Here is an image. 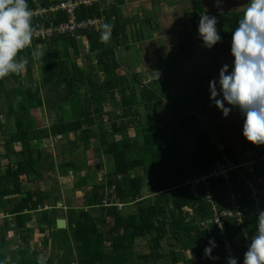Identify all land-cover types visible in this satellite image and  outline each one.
Returning <instances> with one entry per match:
<instances>
[{
    "label": "trees",
    "instance_id": "1",
    "mask_svg": "<svg viewBox=\"0 0 264 264\" xmlns=\"http://www.w3.org/2000/svg\"><path fill=\"white\" fill-rule=\"evenodd\" d=\"M102 2L105 7L101 13L98 7H91L82 9L78 15L102 14L105 23L112 25L107 41L101 39L102 27L82 33L80 40L88 44V51L83 56L80 40L60 37L47 42L33 41L18 53L17 58L27 55L26 69L0 78V133L5 129L1 123L2 115L9 114L13 124L12 132L4 133V152L0 155L7 160L6 167L0 171V212L11 205L13 208L6 214L14 218V227L7 225L5 230L0 226V232L5 235L7 230L15 231L14 235L24 244L20 250L11 251L6 250L5 241L0 243V247L6 250H0V262L38 264L36 251L28 245L29 234L33 231L26 227L30 213L45 203H56L60 195L54 189L24 190L22 183L25 178L28 183L43 181L42 171L37 166L44 151L37 142L60 136L68 142L69 159L60 162L58 169L62 174L65 171L73 172L74 176L77 174L72 191L84 189V193L80 209L66 206V215L63 213L67 218L66 229H56L57 211L39 213L36 225L41 226L38 229L41 244L48 247L50 242L62 253L56 261L49 256L46 264H227L220 238L200 227L201 222L211 215V203L206 201L204 193H212L213 203L223 208L231 191L241 192L242 201L249 208L245 219L246 234L253 236L258 216L248 202L244 181L230 175L227 181L220 177L209 178L206 181L208 188L200 185L195 192L189 186H183L185 180L208 173L216 160H222L221 154L216 151L210 134L200 125L196 113L190 110L189 98L182 97L184 100L171 108L165 119V115L160 114L161 102L167 101V105L170 102L161 92L159 81L144 84L133 72L130 77L119 72L123 65L117 57V50L129 48L127 26L131 22L122 17L120 7L123 0ZM46 4L39 0L28 1L30 9ZM191 4V23L193 29L198 30L203 8L199 0H191ZM243 13L225 11L219 17L220 48L233 60L230 51L232 34ZM188 49L183 43L179 50L187 52ZM78 60L83 63L82 67ZM34 68L38 71V80L32 74ZM207 78L203 76L197 80V89ZM106 104L112 111L118 107L119 114L107 113ZM43 106L49 113L58 108L57 121L48 127L35 128L32 110ZM167 120L172 123L170 129H178L179 134H167ZM130 129L134 130L133 137L128 135ZM71 135L73 140H68ZM186 141L194 143L189 152L183 148ZM14 144H19L18 152L13 149ZM91 144L95 147H89ZM224 147L226 156L236 161L243 150L258 146L246 143L240 151L228 145ZM90 149L94 152V162L88 163L90 159L82 158L80 166L77 165L76 159ZM104 159L108 160V168L104 182L99 185L95 182L97 167L93 163L96 161L102 168ZM148 185L152 192L150 197L143 192ZM106 188L109 189L106 193L108 201L123 204L120 210L100 206ZM262 199L261 208L264 210ZM84 207L88 209L84 210ZM45 230L49 237L43 236ZM158 232H161L160 236L153 237ZM209 237L214 238L217 247L206 256L204 249L209 245L203 247V244L209 242ZM241 237H234V246L239 254L238 260L243 264ZM141 239L146 240L148 253H135L136 241ZM13 252L17 254V261L9 254Z\"/></svg>",
    "mask_w": 264,
    "mask_h": 264
},
{
    "label": "crops",
    "instance_id": "2",
    "mask_svg": "<svg viewBox=\"0 0 264 264\" xmlns=\"http://www.w3.org/2000/svg\"><path fill=\"white\" fill-rule=\"evenodd\" d=\"M110 1L112 2V0ZM199 1L203 8V14L214 15L217 17V29L220 34V14L225 12L224 9H229L230 12L238 11V9L235 10V0ZM177 2L180 4L179 0H123V4L120 7L122 17L131 23L127 26L129 48L126 50L124 48H118L117 50V52L123 50V60L120 61L123 67L120 70H125L127 68L124 66V60L127 54L130 53L131 48H139L137 54L140 57L138 60V66L136 68L134 67V73L143 77L141 79L144 84L154 81L155 79L150 80L149 78L153 77V72L160 71L161 78L158 79V85L167 86V84H169L172 93L171 97L182 95V97H186L187 99V96H190L191 109L196 113L200 125L210 134V139L216 144H226L225 146L228 145L231 148L240 151L241 149H244V145L248 143L242 135V127L244 123L242 114L238 109H233L227 117H224L222 112L218 110L210 100L209 90L210 82L212 80H218L219 72L225 64L229 65V71L232 70L231 65L234 60L229 54L222 52L220 48L222 39L210 49L204 46L199 38L198 30L193 29L191 23L192 13L190 12V9L180 7ZM187 2L191 3V0H187ZM231 5H233V8H230ZM137 20H141L145 22V24H148L150 26L149 28L154 32L149 36H145L141 33L138 34L141 27L139 28L138 25L133 24L134 21L138 23ZM183 43H186L189 47L187 52L179 50ZM139 73H141V75ZM203 76L208 77L207 81L204 82L205 84L203 86L197 89L195 84L197 83V80L202 79ZM198 91L200 93H198ZM162 103L161 107H163L166 112L169 111L166 108L168 104L167 101H162ZM202 107H205V109ZM202 118L205 119V122L202 121ZM208 122L214 124L211 125L213 128L206 125ZM216 137H219L222 141L218 143ZM258 147L264 152V145H259ZM53 158L55 161V157ZM92 161L88 160L89 163ZM47 174L51 175V173ZM57 174V177H53L56 181V185H61L59 179L63 182L68 180L67 177L62 178L64 174L61 172H58ZM74 179L75 178H73V181ZM66 183L67 185H64L66 186L64 187V191L70 187L73 188L72 184H70L71 186L68 185V183H70L69 181ZM254 183L258 191L261 193L262 198H264V178L262 176L258 177ZM36 186L39 190L48 191L40 187L37 182ZM83 193L84 190L74 191L73 194H75V199L73 201L62 194L60 202L64 206L70 205L75 208L80 207ZM35 215L36 213L30 214L31 222L30 225L27 224L26 227L29 228L32 226L31 228H33V230L38 231V228H36ZM11 218L8 220L9 222L6 221L8 227L14 226L10 225L13 224ZM59 219L65 221L64 229H66L67 218L63 215L62 211H58L56 220ZM8 233V231L5 232V237H7ZM2 234L4 235V232ZM251 237L252 236L249 235L241 237V253L245 254L247 251L248 245L251 242ZM37 238H39L40 245H42L41 237L38 236ZM4 241L6 242V240ZM47 246L48 248L50 247V242ZM31 248L36 251V255L41 251L38 250V245L35 248H33L32 245V247L30 246V249Z\"/></svg>",
    "mask_w": 264,
    "mask_h": 264
},
{
    "label": "clouds",
    "instance_id": "3",
    "mask_svg": "<svg viewBox=\"0 0 264 264\" xmlns=\"http://www.w3.org/2000/svg\"><path fill=\"white\" fill-rule=\"evenodd\" d=\"M217 23L214 15L202 14L200 17L198 35L206 48H212L221 40ZM102 28L101 39L107 41L112 25L104 23ZM32 37V10L28 7V0H0V78L26 69L29 63L27 55L17 57L32 43ZM230 51L234 57L232 70L229 71V65L225 64L218 80L210 82V100L224 117L238 109L244 118L242 135L245 140L252 145H264V0H247L244 13L233 31ZM36 58H39L38 54ZM104 198L108 201L107 196ZM59 202L45 203L38 207L48 205L53 208L38 210L37 207L36 212L30 214L52 210L57 211V215L58 211L65 213L68 208L63 204L65 210L54 208ZM11 217L5 213L0 219ZM5 236L0 233V237ZM208 245L204 249L206 256H210L216 247L214 238ZM38 264H46V260L40 257ZM227 264H238V260L230 257ZM243 264H264V210L259 212L256 231L244 254Z\"/></svg>",
    "mask_w": 264,
    "mask_h": 264
},
{
    "label": "built area",
    "instance_id": "4",
    "mask_svg": "<svg viewBox=\"0 0 264 264\" xmlns=\"http://www.w3.org/2000/svg\"><path fill=\"white\" fill-rule=\"evenodd\" d=\"M29 1V0H28ZM40 3H47L45 6L32 8V26L33 41H50L54 38H70L80 40L82 33L97 31L105 23V17L85 16L79 17L82 9L98 7L100 13L105 7L102 0H39ZM82 41V40H80ZM83 43V41H82ZM32 45V43L30 44ZM83 49L87 53L88 44L83 43ZM216 151L221 154L222 160H216L213 168L208 173H203L198 177L185 180L183 186L191 188L193 192L197 186L208 188L207 180L209 178H222L228 180L230 175L236 176L238 181H244L248 192V202L256 216L262 210V195L255 186V180L264 175V152L259 148L245 149L237 156L236 161L229 159L224 152V145L216 144L211 140ZM246 175V176H245ZM207 202L211 203V215L201 222V228H205L207 233L211 231L220 238V247L224 251L225 263L230 257L237 258L238 252L234 246V237L236 235L246 236L245 219L249 214V208L243 203L241 192L231 191L226 198L223 208L213 203L214 195L209 191L204 193ZM101 207H116L121 209L123 204L117 201H107L104 198L100 204ZM53 207L44 205L38 207V210H51ZM54 208L65 210L62 203H57ZM191 214V210H188ZM208 239H211L209 237ZM208 243L203 244V247ZM217 247V245H216ZM241 261L238 260V264Z\"/></svg>",
    "mask_w": 264,
    "mask_h": 264
},
{
    "label": "rangeland",
    "instance_id": "5",
    "mask_svg": "<svg viewBox=\"0 0 264 264\" xmlns=\"http://www.w3.org/2000/svg\"><path fill=\"white\" fill-rule=\"evenodd\" d=\"M179 2H180V4L178 2L177 3H178V5L180 7H182V8H189L190 9V12L192 13V9H191L192 8V4L190 2L188 3L187 0H179ZM235 2H236V6H235L236 8H235V10L238 9V11H236V12H241V11H244L245 10L247 0H235ZM208 3H210V2H208ZM230 8H233V5H231ZM224 10L225 11H229V9H224ZM137 21H138V23H136V21H134L133 24L138 25L139 28L141 27L139 29V31H138V34L141 33V34H143L145 36H149V35H151L154 32V31H152L149 28L150 26L148 24H145V22H143L141 20H137ZM185 25H186V23H185ZM138 50H139V48H137V47H132L131 48L130 53L127 54V56L125 57V60H124V62H125V65L124 66H126L127 68L125 70H119V72L121 74L126 73V75H129V77H130L131 73L132 72L134 73V67L136 68L138 66V60H139V57H140L137 54V51ZM80 53H81V56H83L86 53L84 51L83 47L80 48ZM122 55H123V50L117 52V57H118L119 61L123 60ZM77 63H78V65L80 67L83 66V63L81 62V60H78ZM32 74L34 76V79H36V80L39 79L38 71L36 70V68H34L32 70ZM139 74L141 75V73H139ZM141 78H143V77L141 76ZM167 86L166 85L165 86L162 85L160 87V90L163 93V95H165L168 98L167 99L168 102H170V104L167 105V107H166L167 110H169V112H170L171 111V108H173L176 104H179L182 99L184 100V98H182V95L175 96V97L174 96L171 97V94L172 93H171V89L169 87V84H167ZM189 97L190 96H187V98H189ZM118 99H119V97L116 96V100H118ZM161 104H163V103L161 102ZM202 108L205 109V107H202ZM105 109H106V112L107 113H111V115H113V116L115 115V113L116 114H119V110H120L118 107H116L115 109H113L115 111L110 110L111 107L109 106V104H106L105 105ZM190 110H191V108H190ZM57 112H58V108H56L55 111H52V113H49L46 110V106H43L41 109L32 110L35 128L36 127H44V126L45 127H48L53 122H56L57 121V117H56ZM169 112L168 111L166 112V110H164L163 107L160 110V114L162 116L163 115H167L168 116ZM128 115H129L128 117H130V113ZM167 116H164V118L166 119ZM105 119H107V117H105ZM107 121H108V119H107ZM202 121L205 122V119L202 118ZM2 122H3L4 128H5L4 129V133L5 134H8V133L12 132V130H13V124H12V118L9 116V114L7 116L6 115H2L1 116V123ZM107 124H109V123H107ZM171 124L172 123L170 121H168V120L165 121L166 127L169 128V130L167 131V134L169 136H171V134L173 132L175 134H179L178 129H175V130L172 129L173 131L170 129V126H172ZM173 125L176 126V124H173ZM206 125L208 127L213 128V126H211V125H214V124L208 122V123H206ZM207 126H205V127H207ZM4 133L3 132L0 133V145H1L0 155L4 152L3 151V145H2L3 144V140H4L3 138H5L4 137V135H5ZM128 135L130 137H133L134 136V130L133 129H130L128 131ZM216 138H217V142L218 143L222 141L219 137H216ZM68 140H73V136L72 135L69 136L68 137ZM67 143H68L67 140L64 137L61 138L60 136H57L56 138H50L49 140H42V141L37 142V144H39L40 148L44 151V154L48 152L49 154H52L53 157H55V169H56V166L57 165H58V168H59L60 162L66 161V159H69V149H68ZM91 145L92 146H89V147H95L94 144H91ZM193 147H194L193 141H186V142L183 143V148L186 150V152L191 151L193 149ZM13 149L16 152H18L20 150L19 144H14L13 145ZM62 151H64V153ZM82 158L83 159L84 158H87V159H90L91 158L90 160L91 161L93 160V162H94L95 158H94V152H93V150L92 149L87 150L83 156L81 155L80 158L76 159L77 160L76 161L77 162V165L79 164V166H80L81 161H82ZM106 162H108V160L107 159H104V161L102 162V165H103L102 168L97 164L96 161H95V163H93L97 167V171L94 174V176H95V182L97 184H99V185L104 182L105 170L108 168V165H107ZM12 164H13V161H12ZM6 165H7V160L6 159H2L0 157V171H3L4 168L6 167ZM59 172H61V171L59 170ZM83 174H85V172H82V175ZM41 175L43 176V181H41V182L38 183V185H40V187H42V188H44L46 190H51V191L54 189V190L57 191L55 193L57 195H60V197L62 196V194H64L67 198L71 199L72 201L75 199V194H73L74 193L72 191L73 188L70 187L71 186L70 184H72V186L74 185V181H76L77 179L75 178L74 181H73V178L75 176H77V174L74 176V173L73 172L70 174L68 171H65V173H64V175H63L62 178H66L67 177V179H68L67 181L70 182V183H68V185H70L69 186L70 188L66 189L65 191H64V189H65L64 187H66V186H64V185H67V183H66L67 181L66 180L63 182V181H61L59 179V182H61V185H59V184L56 185L55 184L56 181L54 180L53 177H57L58 176L57 170L54 171V172H52L51 175L50 174H47V173H45L43 171V172H41ZM25 180H26V178L23 180V183H22V187H23L24 190L33 191V190H35L37 188L36 182H34V183L33 182L27 183L26 182L27 180L26 181ZM83 190L84 189H82L81 191H83ZM108 190L109 189H107V188L104 189L103 192H105V193H104V196L103 197H105L107 195L106 193H107ZM143 192L148 197H150L152 195L151 194L152 192L150 191V186L149 185L144 187ZM12 208L13 207L10 205L8 207H5V208L1 209L0 218H3V214L10 212V210ZM65 215H66V212H65ZM39 217H40L39 216V213H36L35 218L36 219L37 218L39 219ZM8 220H9V218L0 219V226H1V228L4 229V227L8 225L6 223V221H8ZM11 220L13 222L14 221V218L12 217ZM30 222L28 223L29 225H30ZM10 225H12V224H10ZM31 227H29L27 229L30 230ZM36 228L41 229V226H40V228L38 226ZM31 229H33V228H31ZM8 232H9L8 234L11 235V237H9L8 234H7V237L4 238L6 240V242H5V246L7 247L6 250L8 249V250H11V251H13V250L16 251V250H20L21 248H23L24 244L22 242H20L19 239L14 235V231L13 230H8ZM160 233L161 232L154 233L153 234V237L160 236ZM29 235L31 236V238H29L28 245L31 246V247L33 245V248L37 247V245H38L39 246V249L38 250H41V251L38 252V257H43L47 261L48 258H49V256H50V259L52 261H56L62 255L61 251L60 250L58 251L57 248H54V246H52V245H50V248H48V247L46 248V246L40 245L39 238H37L39 236V232L38 231L33 230V231L30 232ZM47 235H48L47 230L43 231V236H47ZM47 237H49V236H47ZM2 238L3 237H0V243L3 244ZM33 239H35V240H33ZM2 244H0V245H2ZM162 244L165 246L166 245L165 244V241H162ZM165 248H167V245L165 246ZM0 250L1 251H6V250H3L1 247H0ZM163 250H164V248H162V251ZM44 252H47V253H44ZM148 252H149V248L147 247L146 240H144V239L143 240L142 239L141 240H137L136 241V246H135V253L143 254V253H148ZM9 254H11L13 256L14 260H16V261L18 260L17 254H14V252L13 253H9Z\"/></svg>",
    "mask_w": 264,
    "mask_h": 264
},
{
    "label": "water",
    "instance_id": "6",
    "mask_svg": "<svg viewBox=\"0 0 264 264\" xmlns=\"http://www.w3.org/2000/svg\"><path fill=\"white\" fill-rule=\"evenodd\" d=\"M149 77V76H148ZM161 78V72L160 71H155L153 72V77L149 78L151 79H155L158 80ZM6 81H9V79L7 78ZM54 158L50 155H45L42 160L40 161V163L38 164L37 168L41 171H44L46 173H52L55 171V163H54ZM56 229L58 230H62L65 228V221L63 219H59L56 220Z\"/></svg>",
    "mask_w": 264,
    "mask_h": 264
},
{
    "label": "flooded vegetation",
    "instance_id": "7",
    "mask_svg": "<svg viewBox=\"0 0 264 264\" xmlns=\"http://www.w3.org/2000/svg\"><path fill=\"white\" fill-rule=\"evenodd\" d=\"M45 155H50V156H52L51 154H49L48 152L47 153H45L44 155H43V157L45 156ZM53 157V156H52ZM56 170H57V173L59 172L58 171V165L56 166ZM12 226H13V224H12Z\"/></svg>",
    "mask_w": 264,
    "mask_h": 264
}]
</instances>
